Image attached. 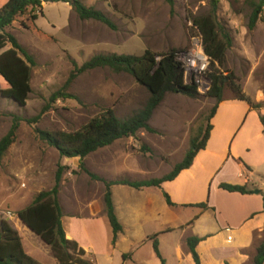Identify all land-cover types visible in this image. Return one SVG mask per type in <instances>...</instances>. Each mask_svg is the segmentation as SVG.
<instances>
[{
  "label": "rangeland",
  "instance_id": "374dc122",
  "mask_svg": "<svg viewBox=\"0 0 264 264\" xmlns=\"http://www.w3.org/2000/svg\"><path fill=\"white\" fill-rule=\"evenodd\" d=\"M80 1L104 12L115 23L116 29L96 20H81L74 11L69 16L68 5L61 1L45 2L43 14L34 21L23 15L13 24V35L33 56L35 64L31 66V91L24 106L0 93V137L11 126L12 114L29 118L39 115V119L19 122L14 142L2 157L0 219L12 217L13 209L25 204L23 201L27 200L29 192L36 194L51 188L58 166L66 159L40 139L37 130H75L105 107L113 108L123 119L138 110L147 98V91L130 75L108 68L90 69L66 86L73 68L72 60L81 65L99 53L141 55L146 49L155 53L172 48L178 54L188 52L198 37L190 16L208 9L207 0H174L173 7L166 0ZM253 1L256 0H219L218 21L229 31L232 46L226 51L223 67H217L223 74L232 73L239 89L251 99L263 100L259 101L263 106L264 11L255 27L248 29ZM2 82L0 79V90L4 88ZM59 89L76 98L57 99L51 103L50 95ZM233 97L231 89L225 87L223 99ZM214 104L215 99L207 93L197 91L195 97L167 93L149 121L155 132L138 131L136 137L133 136L137 148L131 151L142 155L150 153L152 157L148 161L153 167L148 172H139L142 173L140 177L161 175L181 161L191 137L197 134L199 127L205 126ZM215 114L210 120L212 126ZM142 147L147 150L142 151ZM126 166L124 178H137L138 174L129 172ZM192 210L195 211L180 209V217L187 219ZM212 219L209 215L208 220ZM30 232L26 231L30 237L23 241L25 252L41 264H53L49 246ZM263 235L254 238L251 262ZM145 250L157 260L150 244L141 247L140 251ZM162 253L167 255V264H176L175 250L163 249ZM122 254L119 249L109 250L104 259L100 257L93 264H123L124 261L130 264L131 260H123Z\"/></svg>",
  "mask_w": 264,
  "mask_h": 264
},
{
  "label": "crops",
  "instance_id": "0c3cea01",
  "mask_svg": "<svg viewBox=\"0 0 264 264\" xmlns=\"http://www.w3.org/2000/svg\"><path fill=\"white\" fill-rule=\"evenodd\" d=\"M6 1L0 0V7ZM64 3L68 5L70 16L73 10ZM14 22L7 31L12 33ZM9 47L6 44L0 52ZM259 113L264 115V105L256 110L245 101L224 99L213 118L206 148L199 150L191 165L173 180L163 182L160 187L142 189L113 184L111 199L121 225L114 245H111L112 232L103 202V182L93 180L81 171L72 174V169L79 170V158L65 157L60 164L66 168L62 170L58 191L65 237L77 242L90 264L97 263L100 257L104 259L109 250L115 249L123 254L130 253V264H160L155 252L157 260L148 251H140L147 244L152 246L150 237L154 234H157L165 264L168 261L163 249L175 250L176 264H194L186 246V239L191 236L200 238L195 247L200 264H248L254 238L264 230V132ZM135 145L133 137L117 139L87 154L83 161L90 172L107 180L123 179L126 165L129 172L138 174L137 178H127L149 179L140 177L142 173L139 172H148L153 167L148 161L152 159L151 154L132 152L137 148ZM222 182H246L252 192H230L219 187ZM257 189L260 191L254 192ZM164 192L174 204L165 201ZM34 194L29 192L27 200L23 201L25 204L14 208L13 216L6 219L17 230L23 249L24 239L30 237L26 233L29 229L16 212L27 206ZM198 203H205L206 207L202 208ZM183 208L195 211L192 210L187 219H182L180 209ZM209 215L213 217L210 221ZM175 231L179 233L173 235ZM123 264L127 263L124 261Z\"/></svg>",
  "mask_w": 264,
  "mask_h": 264
},
{
  "label": "trees",
  "instance_id": "16d2710c",
  "mask_svg": "<svg viewBox=\"0 0 264 264\" xmlns=\"http://www.w3.org/2000/svg\"><path fill=\"white\" fill-rule=\"evenodd\" d=\"M66 2L81 20H96L104 23L111 29H116L115 23L101 10L85 5L80 0H7L0 7V50L6 44L10 47L0 52V77L4 88L0 90L3 97L13 100L17 105L24 106L31 91L30 72L31 66L35 64L33 56L22 46L17 38L7 29L17 17L27 15L34 21L43 14L44 2ZM173 7L174 0H166ZM208 9L199 14L191 15L192 25L200 35L205 54L210 57V72L208 77L211 80L207 95L215 99L205 126L197 130V134L190 139V146L185 152L181 161L177 162L166 174L149 179L131 180L127 178L107 180L97 174L90 172L83 161L84 157L98 148L110 145L117 139L133 137L138 131L155 132L149 121L153 112L163 100L167 93H183L195 97L197 90L195 85L184 82V69L177 60L178 51L174 48L155 53L149 49L144 50L141 55L99 53L91 56L88 60L78 65L72 60L73 68L70 70L65 82L67 86L78 75L95 68H108L115 73H127L136 83L142 86L148 93L142 106L131 115L121 119L114 109L105 107L97 114L90 117L79 128L72 131L63 130H37L40 139L54 147L62 157H78L79 170L72 169V173L79 171L86 173L91 179L99 180L104 184L103 202L108 223L111 227V245H114L117 234L121 231V225L114 212L111 199V186L113 184H124L136 189L144 187H160L163 182L173 180L183 169L188 168L197 152L205 149L211 135V118L218 106L223 102V90L229 87L234 93V99L245 101L251 108L259 110L262 104L253 102L245 95L233 80L232 73L223 74L217 66L223 67L225 54L232 46V38L225 26L218 21L219 0H207ZM264 11V0L251 2V12L248 18L247 27L253 29ZM24 25V23H22ZM159 56V59H157ZM227 71V70H226ZM72 96L59 89L50 95V102L57 99H66ZM76 98V97H75ZM260 122L264 132V115L259 113ZM39 115L34 117H22L12 114V124L8 131L0 137V163L3 155L14 142L15 132L20 121L27 123L36 122ZM136 137V136H135ZM142 151L147 149L142 147ZM66 168L58 166L54 184L49 189L37 192L31 202L16 212L20 221L43 243L49 246L56 264H90L84 258V250L74 240L65 237V230L61 220L62 210L58 200V191L61 181L62 170ZM219 187L230 192L251 193L252 189L248 183H225ZM263 211H264V191ZM165 201L174 204L169 195L164 192ZM198 206L205 208V203H198ZM264 233V230H263ZM157 234L150 237L152 247L160 264L165 260L160 254ZM199 237L191 236L186 239V246L192 255L194 264H200L199 255L195 249ZM256 254L252 262L248 264H264V235L255 248ZM130 254H123L122 259L126 260ZM0 264H41L23 249L20 237L6 219H0Z\"/></svg>",
  "mask_w": 264,
  "mask_h": 264
},
{
  "label": "built area",
  "instance_id": "2783aa9c",
  "mask_svg": "<svg viewBox=\"0 0 264 264\" xmlns=\"http://www.w3.org/2000/svg\"><path fill=\"white\" fill-rule=\"evenodd\" d=\"M177 60L184 69V82L195 85L196 90L202 94L207 93L211 84L208 77L210 57L203 50L199 34L194 41L193 48L188 52L177 54Z\"/></svg>",
  "mask_w": 264,
  "mask_h": 264
},
{
  "label": "water",
  "instance_id": "95a60500",
  "mask_svg": "<svg viewBox=\"0 0 264 264\" xmlns=\"http://www.w3.org/2000/svg\"><path fill=\"white\" fill-rule=\"evenodd\" d=\"M260 190L259 189H257V190H255L254 192H256V193H258Z\"/></svg>",
  "mask_w": 264,
  "mask_h": 264
}]
</instances>
